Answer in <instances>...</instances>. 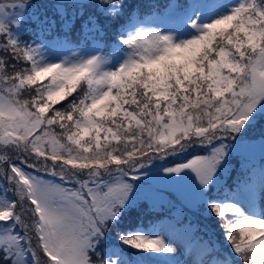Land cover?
I'll return each instance as SVG.
<instances>
[{"label": "snow or ice", "instance_id": "snow-or-ice-1", "mask_svg": "<svg viewBox=\"0 0 264 264\" xmlns=\"http://www.w3.org/2000/svg\"><path fill=\"white\" fill-rule=\"evenodd\" d=\"M128 3L58 0L21 41L32 0L0 2V264H264V0ZM142 197L179 239L120 228Z\"/></svg>", "mask_w": 264, "mask_h": 264}, {"label": "trees", "instance_id": "trees-1", "mask_svg": "<svg viewBox=\"0 0 264 264\" xmlns=\"http://www.w3.org/2000/svg\"><path fill=\"white\" fill-rule=\"evenodd\" d=\"M53 2V4H46V3H39L34 7L32 10H29V13L25 15H19L15 14L11 18L7 19V21H11L14 18H19L20 16H24L26 23L23 28H19L15 31V35L18 39L21 41H30L35 37V33L32 30L31 27V21L34 20L37 16H52V18H55L54 15V4L58 2V0H50ZM65 3H70V0H63ZM128 9H133L136 7V4L139 3H159L164 4L167 3L168 0H127ZM179 2L183 3L185 0H179ZM31 9V8H30ZM65 11L67 12V15L69 18L75 17L78 20L86 18L88 14H91L94 10L89 9L88 12L85 13L84 17H81L80 15V9L78 6H73L71 4L66 5ZM17 13V11H16ZM151 13L149 10H141L139 12V18L143 19L146 16H150ZM103 22V20L101 21ZM113 32V29L108 26V35L105 37V40L103 42V54L107 55V53L112 50L113 47V40L109 39L108 36H111ZM56 33H52V39H56ZM81 47H84L85 49H93L94 43L93 41L89 40L87 43H82L80 45ZM172 159V158H170ZM255 160L259 163V155H256ZM255 161V163H257ZM257 163V164H258ZM235 176L233 173L229 176L225 174L223 178L220 181L221 185H233L235 181ZM234 178V179H233ZM183 193V199L182 203L185 201H188L187 194L184 193L183 190L179 189ZM213 195H216L219 192V189H212ZM229 191H231V188H229ZM219 198H223V193H220ZM197 199V194L194 197H190L189 201H195ZM179 207V205H177ZM159 211L158 209H154L151 207V202L145 200L143 197L137 202V206L127 212L123 217L121 218L120 222V228L121 229H133L137 226H151L153 224H156L157 226L163 222L164 220H168V213L165 210L162 216L161 221H157L156 213ZM195 212L199 215H196ZM188 220H191L193 225H196L199 227L200 231L198 232V235L203 236L205 239H207L209 236H211L214 240L219 241L220 243H223L222 237L220 236V229L217 225L216 219L212 216H210L208 213L204 212L203 210L200 211H187L185 214L184 222L187 223ZM179 227L180 225L177 224ZM109 242L112 244H118L119 241L115 237V233H112L109 236Z\"/></svg>", "mask_w": 264, "mask_h": 264}, {"label": "rangeland", "instance_id": "rangeland-1", "mask_svg": "<svg viewBox=\"0 0 264 264\" xmlns=\"http://www.w3.org/2000/svg\"><path fill=\"white\" fill-rule=\"evenodd\" d=\"M0 2H3V3H5V4H7V3L11 2V0H0ZM41 2H42V3H46V4H48V5L53 4V2L50 1V0H32V4L28 7V9H27L25 15H27V14L29 13V10H32L34 7H36L37 4H39V3H41ZM226 2H232V3H234L235 0H226ZM30 8H31V9H30ZM15 14L23 15L24 13L19 12V11H17V13H16V11H11V12H8L3 18H4L5 20H7V19L11 18V17H12L13 15H15ZM150 23H158V21L155 20V18H153V20H151ZM102 47H103V46H102ZM87 50H88V51H93L94 48H93V49H87ZM67 55H68L69 57H71V53H67ZM46 82H47V81H45V83H46ZM233 161H234V160H233ZM157 164L159 165L160 162H157ZM232 164H233V163H232ZM179 189L183 190L184 193L188 195V196H187L188 201L190 200V197L192 198V197H194V196L197 194V192H196L194 186L191 184L190 181H186L185 184L182 185ZM263 207H264V203H263ZM195 214H196V215H199L198 212H197V213L195 212ZM173 223H175V221H173ZM176 227H179V226L176 224ZM157 229H158V230H161L162 233H163L164 235H166L169 239H179V238H180V237L178 236L177 233L172 232V231L168 228V225H167V219L164 220L163 222H161V223L157 226ZM175 259H176L177 261H179V264H189V262L192 260V257H190V256L187 255V254H182L181 252L178 251V253H177Z\"/></svg>", "mask_w": 264, "mask_h": 264}]
</instances>
